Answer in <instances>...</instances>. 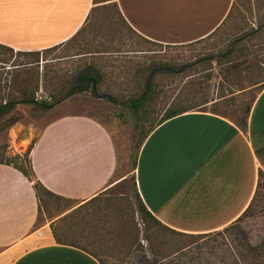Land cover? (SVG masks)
Masks as SVG:
<instances>
[{
	"label": "crops",
	"instance_id": "obj_1",
	"mask_svg": "<svg viewBox=\"0 0 264 264\" xmlns=\"http://www.w3.org/2000/svg\"><path fill=\"white\" fill-rule=\"evenodd\" d=\"M241 2L110 0L108 5L142 42L179 47L224 28ZM105 3L0 0V55L62 48ZM250 90L255 97L245 122L191 111L157 126L141 145L133 173L138 195L156 221L188 240L154 264H264V83ZM27 142L33 144L37 180L59 197L84 205L129 179L126 174L116 179L112 137L92 117L60 115ZM37 219L32 184L0 165V264H104L80 247L57 244L51 225L36 229Z\"/></svg>",
	"mask_w": 264,
	"mask_h": 264
},
{
	"label": "rangeland",
	"instance_id": "obj_2",
	"mask_svg": "<svg viewBox=\"0 0 264 264\" xmlns=\"http://www.w3.org/2000/svg\"><path fill=\"white\" fill-rule=\"evenodd\" d=\"M95 2L110 4V0ZM228 50H234L231 56L233 71L224 64L225 59L222 62L219 59ZM13 56V52L5 50L0 55V106L13 102L10 112L0 116V123L11 116L20 117V121L0 134V160L23 155L30 145L27 141L31 143L51 119L78 114L92 117L107 129L117 151L116 179L122 174L129 176L127 181L100 195L93 203L77 202L67 207L49 203L47 210H42L38 217L35 228L54 223L59 236H67L65 243L80 247L104 264H154L156 257H170L186 246L188 240L156 228L146 230L140 220L135 196L137 188L132 180L140 131L134 127L137 121L130 118L129 110L122 105L129 99L130 90L136 88V72L146 70L147 82L151 74L147 68L152 64L158 68L161 64L168 65L173 72H180L157 71L154 80L159 82L163 95L159 96L156 120L163 114L164 105L170 106L173 102L187 108L207 102L195 111L215 112L236 122L246 119L255 97L250 89L256 83H264V68L257 64L258 61L264 63V0H242L218 33L183 47L142 42L122 26L114 5H108L95 9L86 28L64 47L39 56L24 53ZM90 66L99 75L97 94L112 96L117 105L95 98L91 92L70 95L78 75ZM144 85L142 77L138 90H143ZM30 99L58 102V105L44 111L40 106L23 104ZM80 206L83 207L78 209ZM107 207L112 218L125 209L131 218L129 213L134 211L132 221L139 231L138 243L117 241L113 237L108 243H104L107 239L98 242ZM76 208L78 210L72 213ZM68 215L70 218L64 220Z\"/></svg>",
	"mask_w": 264,
	"mask_h": 264
},
{
	"label": "trees",
	"instance_id": "obj_3",
	"mask_svg": "<svg viewBox=\"0 0 264 264\" xmlns=\"http://www.w3.org/2000/svg\"><path fill=\"white\" fill-rule=\"evenodd\" d=\"M118 14V13H117ZM220 29L216 30L210 37L214 36L216 33L219 32ZM78 34L72 39L74 40L77 38ZM208 37L207 39H209ZM70 40L69 42H71ZM204 41V40H203ZM68 42V43H69ZM202 42V41H201ZM200 43V42H197ZM193 45V44H191ZM161 46V45H158ZM188 46V45H187ZM162 47V46H161ZM166 47V46H165ZM168 47V46H167ZM183 47V46H181ZM56 48H53V50ZM26 55H37L39 56L40 53H24ZM234 54V50H228L225 54L220 56V61H224V64L229 65V70L233 71L235 68L231 56ZM156 64H152L147 68L148 71L151 72L149 75V79L147 82H145V73L146 70H143L142 72L139 70L136 72L135 77L138 79L136 81V90L132 89L130 90L129 93V99L127 102L123 103V107L129 110V115L132 120H136L137 122L134 123V127L138 128L140 131L139 133V138H138V143L136 145V150H137V155L139 152V149L145 139L148 137V135L157 127L163 124L164 122L181 116L183 114H186L191 111H195L197 108L200 106H204L207 104V102L202 103L198 107H191L187 108L184 107L180 104H177L176 102L172 103L170 106H167L166 104L164 105L163 108V114L161 117L156 120V116L159 115L158 110H159V96L163 95V89L159 87V82L155 81L154 78L157 76V71L161 69H166L168 71L167 74H176L179 73L180 71L173 72L168 65H159L158 68L155 67ZM143 77L144 79V89L143 90H138V88L141 87V78ZM154 80V81H153ZM143 81V80H142ZM99 84V75L98 72L94 70L91 66L88 67L83 73H80L77 77L76 84L70 91V95H79L83 93H88L91 92L92 95L95 98H103L108 100L109 102L117 105L118 102H116V99L113 98L112 96H99L96 92V87ZM167 89V88H165ZM34 104L37 106H40L43 108L44 111H49L56 105H58V102L55 103H48V102H36L33 99L27 100L26 102H23V104ZM13 104V102H8L5 103L3 106H0V116L6 115L10 112V106ZM22 104V103H21ZM121 116V122L123 123ZM246 119L242 120L241 122H245ZM20 121V117L18 116H11L7 120L3 121L0 123V134L15 125ZM33 144L30 145V147L25 151L23 155H18L15 156L11 159H3L0 160V165L12 167L14 170L18 171L20 174H22L23 177H25L31 184L32 188L35 193V197L38 202V217L42 213V210H47V205L49 203L54 202L56 206L60 207L63 204L66 205V207L70 204L77 203L72 200H68L62 197H59L57 195H54L50 191H48L36 178L32 166H31V161H30V153L32 150ZM136 165V164H135ZM136 167V166H135ZM136 169V168H135ZM132 180L134 181L135 178L133 177ZM260 181H264V175L260 174ZM135 186V184H134ZM135 196H136V201H137V212L140 217V220L142 221L143 225L146 227V230L153 229H160L164 230L166 232H169L170 234L177 235L173 233L172 231L164 228L158 221L154 219V217L150 214V212L146 209L144 204L142 203L137 190L135 189ZM98 200L97 198H93L89 202L85 203L90 204ZM83 206L78 207L80 209ZM64 210L63 208H61ZM72 209V208H71ZM73 209L71 211L72 213L76 212L78 210ZM61 210V211H62ZM110 209L107 207L105 210V215L103 216V229H102V235H100L98 242L103 243L105 239L106 242L108 243L113 237L114 239H117V241H128L131 244H134L135 242L138 243V237H139V231L138 228H136V224L132 221V216L134 217V211H131L129 213L131 218L128 217V213L125 210H122L121 214H117V216H114L113 218L110 216ZM71 215L65 216L63 218L64 220L67 218H70ZM54 223L51 224V231L52 235L54 237V240L56 241L57 244L59 245H69L76 247L75 245L72 244H67L65 243V239L67 236H59V234L56 232V230L53 227ZM36 226V225H35ZM164 259V258H163Z\"/></svg>",
	"mask_w": 264,
	"mask_h": 264
}]
</instances>
